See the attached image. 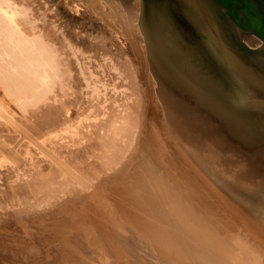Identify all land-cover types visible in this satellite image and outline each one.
Listing matches in <instances>:
<instances>
[{"label": "bare ground", "instance_id": "1", "mask_svg": "<svg viewBox=\"0 0 264 264\" xmlns=\"http://www.w3.org/2000/svg\"><path fill=\"white\" fill-rule=\"evenodd\" d=\"M4 2L7 3L4 6L10 8L12 4L14 7L13 1ZM136 3L139 11L137 25L142 36L138 24L141 3L139 0H136ZM6 6L0 7L2 19L8 13ZM16 6L15 9L21 8V12L19 9L17 14L18 18H21L20 16L25 18L28 15L30 17L32 11L30 10V13L28 7L23 5L27 8L25 11L23 7L25 9L23 11L27 12L25 15L21 5L16 3ZM13 18L8 20L5 18L3 21L6 25L0 22V69L3 68L0 73L4 72L6 78L9 75V78L4 79L1 73L3 80L0 79V89L4 90L3 95L7 94L9 103L17 106L15 108L18 114L0 101L4 104L0 106V162L8 164L5 165L7 173L11 174L9 178L11 184L8 181L9 173L7 174L10 186L8 193L10 196L13 195L12 198L25 196L28 199L31 197L42 200L44 197L58 195L76 183L84 185L86 183L84 179L91 180L95 175L97 178V173L104 169L105 165L116 162L119 152L123 153L125 150L121 149L126 148V143L129 144L131 141L136 126L134 119L137 117L126 115L129 107L127 98L130 96L128 89L131 87L126 88L128 96H125L126 91L123 93L120 88L121 92H118L117 85L116 88H110L112 93H109V88L107 89L109 84L102 81L111 73L109 70L107 74L105 73V79L102 78L104 76L102 72L101 78L90 75L84 77V82H81L83 70L78 68L73 72L68 66L69 63L61 58L62 55L58 56L57 50L49 47L50 42L48 44L44 38L41 39L42 36L39 35H43L41 34L43 29L35 25L36 18L35 22L31 19L32 25L37 30L41 29L40 34L38 32L36 37L33 36L35 38L32 42L28 40V36L23 40L28 35L26 34L21 39L24 42L15 40V43L13 37L16 32L23 33L18 21ZM45 22L44 24H47ZM4 29L15 32V34L11 32L13 39H10L13 44L9 53L5 52L7 40L2 43L8 36V34L4 36ZM142 39L144 57L148 63L143 36ZM53 44L54 42L52 46ZM80 58L77 59L81 60ZM123 59L126 62L124 66L128 69V79L131 81L136 75L132 72L133 68L127 56ZM61 66L65 67L64 71L60 70ZM118 70L117 68V73L120 74ZM48 71H50L48 77L51 76V79L47 77ZM116 76L110 77L114 79ZM118 78L122 81L126 77ZM126 84L124 86L130 83ZM119 95L122 104L119 103L120 100L119 102L116 100ZM152 103V94L147 90L140 104L143 105V113L148 118H151L150 114L154 109L150 110ZM110 107L113 109L112 112ZM142 132L146 134L139 142L142 138L153 139L152 143L143 140L146 144L143 142L139 145L144 157L150 155L156 159L154 154L164 153L163 157L156 159L159 173L152 172L140 160V163L132 167L128 177L109 179L108 184L100 186L89 196L86 194L88 198L84 197L72 205L68 204L60 212V216L47 215L54 212V209L39 211L38 217L31 223L33 230L23 233L18 238L9 235L0 237V264H264L262 245L254 242L252 235L240 231L235 222L230 221L228 215L224 216L218 206L219 203L213 201L208 192L192 181L187 171L182 168V164L165 153L163 141L161 139L156 141V138H159L156 125L145 126ZM115 164L118 165L119 160ZM163 166L166 169H163ZM161 169L165 170L164 177L162 176L164 172L160 173ZM209 178L217 192L227 197L225 191L217 188L210 175ZM212 192L216 194L215 191ZM43 205L41 203V206ZM11 210L15 209L12 207ZM240 220L242 221L241 218ZM243 222L245 221H242V224Z\"/></svg>", "mask_w": 264, "mask_h": 264}, {"label": "water", "instance_id": "2", "mask_svg": "<svg viewBox=\"0 0 264 264\" xmlns=\"http://www.w3.org/2000/svg\"><path fill=\"white\" fill-rule=\"evenodd\" d=\"M139 1L149 70L176 137L264 225V0ZM120 2L131 24L133 0Z\"/></svg>", "mask_w": 264, "mask_h": 264}, {"label": "rangeland", "instance_id": "3", "mask_svg": "<svg viewBox=\"0 0 264 264\" xmlns=\"http://www.w3.org/2000/svg\"><path fill=\"white\" fill-rule=\"evenodd\" d=\"M2 1L4 2L6 0H0V5L2 4V6H0V7L4 8L6 6V5L4 6V4H7V3L6 2L2 3ZM9 1H10V3L14 2L13 3L14 7L16 6V3H18L19 6L21 5L22 11L25 9H26L25 11H27V8H25V7H28L29 8L28 11L31 10L33 14L30 11V13H31L30 17L28 15L25 18H23V16H20L21 18H18L19 15H17V14H19V9L21 12V8L15 9L13 6H11L12 4L9 6L10 8H8V6H6V8H8V11L6 9H3V10L8 12L6 17H5V15H3V17L6 18V20L13 18L14 14L17 15V16H15L17 19L15 17L13 19L18 21L17 23L20 25V30L23 33V34H20V32H16L17 34H15V32L11 31V29L10 30L4 29V34H5L4 36H6V34H8V36H6L2 42V43H5V41L7 40L6 41L7 43L5 44L7 46V49L5 48V52H7V53L10 52V46H12L11 44H13V43H11V39L14 38L13 39L14 42H15V40H17L16 42H20V40L23 37H25L26 34H28V35H26V38L23 40H26L27 36H28V40H30V42H32L34 40V38L36 37L35 35H37L38 32L40 34V30L43 29V30H41V34H43V35H39V36H42L41 39L44 38L43 40L45 41V43L50 42L49 47L55 48L57 50L58 56L60 55V57H61V55H62L61 58L66 60L69 63L68 64L69 68H72L73 72L76 71L78 68L80 70H83L82 75H81L82 76L81 82H84V80H83L84 77H88L90 75L91 76H99L101 78L103 73H104L105 77L103 76L102 78L105 79L106 78L105 73L106 74L108 73L107 70H109L111 73H113V74H111L109 72L111 75L107 74V76H108L106 78L107 80L105 79L106 80L105 81L102 79V81L109 84V85L106 84L107 89L109 88L108 89L109 93L110 92L112 93L110 88L112 89L113 87L116 88L118 86L116 88V90L120 88L123 91V93H124V91H126V93H124L125 96H128V95L132 96V97L128 96L129 98H127L129 107L127 108L128 113L126 112V115L128 117L131 116L132 118L137 117V119L136 118L134 119V120H136V122H135L136 126H134V132H133V135L130 139L131 141H129L130 142L129 144L126 143V146H125L127 148L129 145V147L127 149L126 148L121 149V150L125 149V150H123L124 152L122 151L124 154L119 152L120 153L119 155L122 154L120 156L122 159L118 155V157H116L118 159H115L116 162H114L113 164L111 163V165L113 167L109 164L108 165L111 167H109L108 165H105V168L102 167L104 169H102L101 171L104 174L100 171L99 173H97V178H95L96 177V175H95L94 178H91V180L84 179V181L87 183V186H86V183L84 185L83 184L80 185V184L76 183L74 186H72V187L70 186L69 188L73 191V193L70 189L67 188V190H69V191H67L65 189L64 191H62V193L61 192L59 194L57 193L59 196L55 194L52 197H47V198L44 197V198H42V200L41 199L38 200V199L30 197L31 201H29L30 198L28 199V197H25V196H22L20 198L19 197L18 198H12L13 195L10 196V194L8 193V191H10V189H9L10 186H8L9 185L8 181H9V178L11 177L10 176L11 174L9 172H8L9 174L7 173L8 169L6 166H8V164L6 165V163L0 162V179H1L0 180V201H1L0 202V237L9 235L10 237L13 236L14 238H18L21 235H23V233H26L30 230H33V226H32L33 224H31V223L33 222V220H35L38 217V212L41 210L48 211V209H54V212H52L51 214L49 213L47 215L52 216L55 214L56 216H60L61 215L60 212L63 210V208L67 207L68 204L72 205V204L76 203L77 201H81L84 197L88 198L89 194L93 193L100 186L108 184L109 179H111L113 177H120V179L128 177L130 175L132 167L135 166V164H137L138 162L140 163V160H142V162L146 166H148L152 172L154 171V172L159 173V171H158L159 167L156 165V163H157L156 159L158 160L160 157H163L164 153L160 152L159 154H154L156 159H153L150 155H147L146 157H144V153L139 150V145L142 144L143 142L145 143V141H147L149 143H152V141H153L152 138H149L146 140H145V138H142V141L139 142V139L143 135L146 134V133L142 132V131H144L145 126L151 127L152 125H156L157 131H158V137H159V138H156V141H158V139H161L163 141V147H164V150L166 151L165 153H167V155H169L170 157H172L173 159L178 161L180 165L182 164L181 165L182 168L184 169V171H187V173L190 176V178L192 179V181L197 183L200 187H202L205 192H208L211 195V199H213V201H215L217 204L219 203L218 206H219V208H221V212L223 211L222 214L224 216L228 215L227 217H229V219L232 223L235 222V224L239 227L240 231H242V232L245 231L246 234L252 235L253 241L261 244L263 252H264V240H263L264 239V225L262 223H260L259 220H257V218L260 219L261 217L256 215L253 212L252 213L256 218L251 217L248 214V212L243 208V206L236 203L235 201H233L228 196L223 197L219 192H217V190L215 189L213 184L210 183L209 174L206 172V170L201 165H199L186 152L184 146L176 137L171 122L165 116L162 105H161L159 98H158L156 91H155V89L157 87L156 81H155L153 75L151 74V72L149 70V65H148V63L144 57V52L142 49V45L144 42H143L142 36L139 33L138 25H137L139 11L137 9L136 0H133L134 12H133L132 17H131V24H129V22L127 20L126 13L123 9V5L120 2V0H9ZM11 1H13V2H11ZM23 5H25V7ZM23 7L25 9H23ZM16 10H17V12L14 13V11H16ZM25 11H23V12H25ZM12 13H14V14H12ZM26 13L27 12H25V15H26ZM8 14L10 15V18L7 19V17L9 16ZM20 15H22V14L20 13ZM1 16H0V22L3 24V22H4L3 20H5V18L2 19ZM31 16H32V18H31ZM33 16H34V18H33ZM37 17H38L39 21L41 20L40 22L37 21L38 20ZM35 18H36V22H38V24L34 21ZM31 19L35 22V25L41 29L37 30V28L34 25H32L33 21ZM45 21H47V22H45ZM44 22L47 24L49 23V24L48 25L44 24ZM39 23H40V25H39ZM4 25H6L5 22H4ZM43 25H44V27H43ZM56 26H57V28H56ZM32 30L35 31V32L33 31V34L31 32ZM5 31H7V32L5 33ZM42 31H43V33H42ZM11 32L15 34L14 37H13V34H11ZM15 36L16 37L21 36V38L18 37V39H16ZM29 36H31V38ZM33 36H35V37H33ZM134 37H135V39H134ZM51 39L53 40V42H54L53 45L55 47L52 46L53 42ZM23 40H21V41H23ZM134 40L136 41V43H133ZM60 41H61L62 45H60ZM8 42H10V44ZM56 45H57V47H56ZM59 51H60V53H59ZM64 51H65V53H64ZM62 53H64V54H62ZM87 54L90 57L85 56ZM80 56H82L81 57L82 59L80 58ZM125 56H127V58L129 59V63H131V66H132L131 68H133L132 69L133 74L136 75V76L133 75L134 76L132 78V80L134 79L133 81L132 80L130 81V79H128V76H127L128 69H126V67L124 66L126 64V62L123 59ZM76 57L78 59L80 58L81 60H78ZM121 59H123V61ZM98 60L101 61L100 63L103 66L102 65L99 66L100 63ZM80 64H81V68H80ZM112 64H114V65H112ZM97 67H99V68H97ZM103 67H104V69H103ZM61 68L62 69H60V70L64 71L65 67L61 66ZM117 68L119 69L118 72H120V74L117 73ZM1 69L3 70V68H1ZM94 69H96V70L99 69V71H96ZM85 70H86V72H85ZM101 70H103V71H101ZM104 70H106V71H104ZM94 72H96L97 74L99 72L100 73L97 75ZM1 73L3 74L4 79L9 78L8 74H7L8 76L6 78L5 77L6 74L4 72H1ZM1 73H0V75H1ZM46 74L48 77L50 75V71H48ZM116 75H118V76H116ZM110 76L111 77L116 76L115 77L116 79L115 78L111 79ZM121 76H122V79H123V76H124V78L125 77L126 78L121 81L118 78V77H120V79H121ZM1 77L2 76H0V79L3 80V78H1ZM109 77H110V79H109V83H108L107 81H108ZM129 78H130V75H129ZM49 79H51V76ZM127 79L129 81L128 83H130L129 85H127L128 84ZM110 80L112 81L111 83H110ZM116 80L120 81L121 83H119ZM123 81L126 82L127 84L124 83ZM134 82H136V83H134ZM77 83H78V80H77ZM77 83L75 84V87H77ZM114 83H118V84H114ZM119 84H123V86L119 85ZM124 84H126L127 86H124ZM130 85H133V86H130ZM0 86H1V82H0ZM126 88L127 89L130 88V90L128 89V91H129L128 95H127ZM120 89L117 91L121 92ZM0 90H1L0 91V101L3 102L4 104H6L5 106L7 108H8V106H10V108H12L13 112H16L18 114V112H17L18 110H16L17 108H15L17 106H14L15 104H13L12 102L9 103L10 101H8V96H6L7 94L4 93L6 95H3L2 91H4V90L2 88ZM108 90L106 92H108ZM147 90H149V92L152 94V102H153L152 105L153 106L151 105L150 110H151V108H154V109L151 111V114H150L151 118L150 117L148 118V116L145 113H143V105L140 104L142 102L145 91H147ZM3 98L5 99V101ZM136 98H138V99L136 100ZM116 100H117V102H119V100H120L119 103H121L122 98H120V95L117 96ZM7 101H8V103H6ZM137 101L139 103H137ZM132 102L136 103V104H133ZM2 104L0 106H2ZM38 104H40V103H38ZM38 104H36V105H38ZM134 105L137 107L135 108ZM111 107H110V111L112 112L113 109ZM134 109H135V111H134ZM139 112H140V114H139ZM128 114L129 115L131 114V115L129 116ZM146 123H148V124H146ZM143 140H145V141H143ZM161 140L159 141L160 143H161ZM157 145H159V143H157ZM182 155H184V157ZM115 160H113V161H115ZM118 160H119V164L117 165L115 163H118ZM187 161H189V162L187 163ZM114 164H115V166H114ZM187 164L190 166H188ZM106 167H109V168H106ZM191 168L192 169L195 168V170H192ZM105 169H106V171H105ZM163 169H166V167L163 166ZM163 169L160 170V173L164 172V174L162 175L164 177L165 170H163ZM196 171H198V172H196ZM198 173H200V174H198ZM7 174L9 175V177L7 176ZM7 177H8V181H7ZM203 179L206 180V182ZM92 180H94V181H92ZM88 181L90 183H88ZM9 183L11 184V179H10ZM214 184L217 186V188L219 190H222V188H220V186L217 184V182L215 180H214ZM76 185H78V186L76 187ZM79 186H82V187L86 186V187L82 188ZM75 188L77 189V191ZM212 190L215 191L217 195L214 192H212ZM60 194H62V195H60ZM86 194H88V196H86ZM219 195H221V197ZM214 197H216V198H214ZM26 198H27V200H25ZM48 198H50V199H48ZM33 199L35 200V202ZM48 200H49V202H48ZM223 200H225V202ZM22 201L24 203H22ZM66 201H67V203H66ZM9 202L10 203L14 202V203L10 204ZM19 202H21V203L19 204ZM27 202H28V204H27ZM15 203H17L20 206H18L17 204L15 205ZM41 203L44 205L41 206ZM12 207H13V210L15 209L14 211L11 210ZM237 215L242 219V221H245V222H243V224ZM262 219H264V218H262ZM248 225L250 228L248 227ZM252 228L255 230H252ZM255 233H257V234H255ZM260 235H261V237H263L262 239H261Z\"/></svg>", "mask_w": 264, "mask_h": 264}]
</instances>
